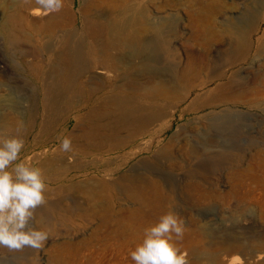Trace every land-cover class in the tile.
<instances>
[{"label":"rangeland","instance_id":"1","mask_svg":"<svg viewBox=\"0 0 264 264\" xmlns=\"http://www.w3.org/2000/svg\"><path fill=\"white\" fill-rule=\"evenodd\" d=\"M37 7L0 0V129L23 138L17 163L43 172L46 203L31 223L49 239L0 248V264H134L144 229L170 209L185 221L176 243L189 264H264V0ZM68 34L94 57L73 79L58 74ZM113 91L142 111L159 105L162 117L118 143L83 140L86 116ZM63 136L72 151L59 150Z\"/></svg>","mask_w":264,"mask_h":264},{"label":"clouds","instance_id":"2","mask_svg":"<svg viewBox=\"0 0 264 264\" xmlns=\"http://www.w3.org/2000/svg\"><path fill=\"white\" fill-rule=\"evenodd\" d=\"M30 3L31 0H24ZM33 9L45 15L59 12L64 0H35ZM23 123L17 127V133ZM24 147L21 136L0 129V248L9 251L43 248L49 232L32 226L35 210L46 203L47 185L40 168L20 159ZM59 150L70 152L72 139L60 138ZM185 221L174 209L145 228L141 243L129 255L134 264H189L188 253L176 241L182 240Z\"/></svg>","mask_w":264,"mask_h":264},{"label":"bare ground","instance_id":"3","mask_svg":"<svg viewBox=\"0 0 264 264\" xmlns=\"http://www.w3.org/2000/svg\"><path fill=\"white\" fill-rule=\"evenodd\" d=\"M89 5H91V4H89ZM6 20L9 24L10 23L9 17H6ZM93 26L95 29L96 25H93ZM100 28H101V26H100ZM3 31H5V30H3ZM99 32H102V31H99ZM96 35L102 36V33L101 34L97 33ZM5 36H6L7 42L10 46L14 47L18 44L19 39H18V37L14 36V34L6 33ZM62 46L64 47L65 50L60 55V63L62 66H61L60 70L58 71L59 72L58 74L62 75V77H65L66 79H73V78H76L77 75L83 74L85 72V70L88 68V65L84 62L85 57L94 58V57H92L90 52L86 51L88 46L86 44H83L82 41H80L78 39L76 34H74V35L68 34L62 42ZM106 50H107V48L105 49V51ZM97 59H99V58H97ZM93 60H95V59H93ZM145 61H146V63L153 62L154 64H157V59H153L152 57L145 58ZM14 63L17 64L16 61ZM13 66H15V65H13ZM17 66H19V64ZM23 68L22 69L27 74L30 73L29 72L30 67L24 65ZM3 74H5V73H3ZM64 88L75 89V85L73 84V82L68 83L67 87H65V85H64ZM56 90H59V89H57L56 87H53L50 90V93L53 94ZM126 95H127V97L121 95L119 92L113 91L105 99H103V101L101 103L102 105H105V109L103 111H98L96 109L91 110L85 119L86 124H87V130L82 132L81 138L83 140L107 139V140H112L113 143H118L119 141H117V136H118L119 132H121V131L127 132V133H129L130 136L135 137L138 134V131H136L133 127L139 126V128H147L154 121H156L160 117H162L163 112H162V109L160 108L159 105H155L147 111H142L141 109L136 108L133 105V102H132V99L130 98V95L128 93ZM54 98H55V96H54ZM55 105H57V104H55ZM131 107H135L138 111L141 110L143 113L141 115H137L135 117L131 113ZM17 108L19 110V114L24 116L25 115L24 107L18 106ZM228 123H229V121H228ZM222 127H220V128H222ZM221 157L226 158V157H228V154L226 153V155H223ZM203 159H202V161H203ZM204 169H205V167H204ZM156 175L160 176L158 174H156ZM135 178L136 177L131 179L130 177H127L125 179H126V182L130 183ZM165 180H169V179H165ZM36 211L40 213V210H36ZM23 250H28V248L26 247Z\"/></svg>","mask_w":264,"mask_h":264}]
</instances>
